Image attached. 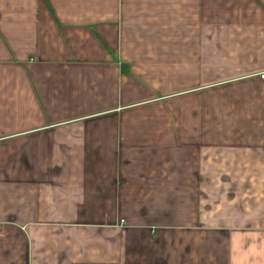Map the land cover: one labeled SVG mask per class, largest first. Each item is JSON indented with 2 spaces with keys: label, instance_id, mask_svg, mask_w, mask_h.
Wrapping results in <instances>:
<instances>
[{
  "label": "crops",
  "instance_id": "obj_1",
  "mask_svg": "<svg viewBox=\"0 0 264 264\" xmlns=\"http://www.w3.org/2000/svg\"><path fill=\"white\" fill-rule=\"evenodd\" d=\"M262 74L264 0H0V264H264Z\"/></svg>",
  "mask_w": 264,
  "mask_h": 264
},
{
  "label": "built area",
  "instance_id": "obj_2",
  "mask_svg": "<svg viewBox=\"0 0 264 264\" xmlns=\"http://www.w3.org/2000/svg\"><path fill=\"white\" fill-rule=\"evenodd\" d=\"M261 80H264V74H262V75H260V77H259ZM120 224H123V221H121V223Z\"/></svg>",
  "mask_w": 264,
  "mask_h": 264
}]
</instances>
